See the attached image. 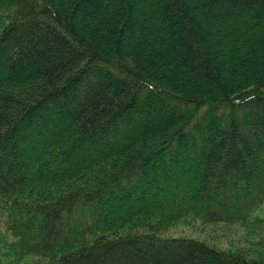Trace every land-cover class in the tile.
<instances>
[{
    "label": "trees",
    "instance_id": "trees-1",
    "mask_svg": "<svg viewBox=\"0 0 264 264\" xmlns=\"http://www.w3.org/2000/svg\"><path fill=\"white\" fill-rule=\"evenodd\" d=\"M263 202L264 0H0V264H264L161 232Z\"/></svg>",
    "mask_w": 264,
    "mask_h": 264
},
{
    "label": "rangeland",
    "instance_id": "rangeland-1",
    "mask_svg": "<svg viewBox=\"0 0 264 264\" xmlns=\"http://www.w3.org/2000/svg\"><path fill=\"white\" fill-rule=\"evenodd\" d=\"M43 139V138H42ZM41 139V140H42ZM36 142L39 140H35ZM33 143V142H32ZM39 143V142H38ZM43 143V141H40ZM36 144L34 147H38ZM41 154V153H40ZM37 155V159L30 157L28 159L29 164L31 163V169L29 170L30 176H36L39 174L40 164H44V169L61 172L59 167V154L58 151L53 150V147L48 151L43 152L40 156ZM133 196L135 195V188L133 187ZM133 197V199H134ZM133 200L129 201L132 203ZM118 204V202H117ZM132 207H137L135 202L132 203ZM89 210V209H87ZM124 211L117 213L116 217L124 215ZM5 220L0 212V257L7 261V255L9 253L16 252L15 246H13L14 239L9 232L4 228L2 222ZM162 234L167 236H191L198 237L205 242L215 245L219 248L225 249H236L245 250L248 249L249 253H257L258 259L264 257V202L256 207L250 214L249 220L244 223H234V224H224V223H214L203 225L201 221L193 219H179L176 221L167 222L161 229ZM262 255V256H261ZM39 258L33 255H27L20 258L18 262H13L12 264H32L33 261H37ZM43 264H46V260H41ZM8 263V262H7ZM264 263V262H263ZM9 264V263H8Z\"/></svg>",
    "mask_w": 264,
    "mask_h": 264
}]
</instances>
